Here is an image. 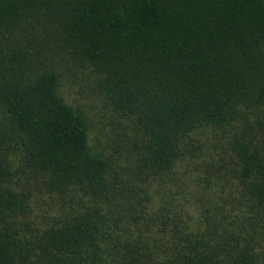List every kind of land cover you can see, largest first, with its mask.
I'll use <instances>...</instances> for the list:
<instances>
[{
  "label": "trees",
  "instance_id": "obj_1",
  "mask_svg": "<svg viewBox=\"0 0 264 264\" xmlns=\"http://www.w3.org/2000/svg\"><path fill=\"white\" fill-rule=\"evenodd\" d=\"M0 264H264V0H0Z\"/></svg>",
  "mask_w": 264,
  "mask_h": 264
},
{
  "label": "rangeland",
  "instance_id": "obj_2",
  "mask_svg": "<svg viewBox=\"0 0 264 264\" xmlns=\"http://www.w3.org/2000/svg\"><path fill=\"white\" fill-rule=\"evenodd\" d=\"M75 88H76V85H75ZM75 88H74V91H75ZM73 95H74V94H73ZM73 95H72L71 97H69V96L67 97V100L70 101V103L75 102V101H74V96H73ZM81 102H82V101H81ZM82 103H83V102H82Z\"/></svg>",
  "mask_w": 264,
  "mask_h": 264
}]
</instances>
